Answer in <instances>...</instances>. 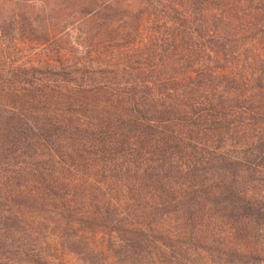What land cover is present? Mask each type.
<instances>
[{
  "label": "trees",
  "instance_id": "obj_1",
  "mask_svg": "<svg viewBox=\"0 0 264 264\" xmlns=\"http://www.w3.org/2000/svg\"><path fill=\"white\" fill-rule=\"evenodd\" d=\"M9 43L33 60L0 51V264L259 245L264 0H0Z\"/></svg>",
  "mask_w": 264,
  "mask_h": 264
},
{
  "label": "rangeland",
  "instance_id": "obj_2",
  "mask_svg": "<svg viewBox=\"0 0 264 264\" xmlns=\"http://www.w3.org/2000/svg\"><path fill=\"white\" fill-rule=\"evenodd\" d=\"M12 47V43L0 45V51L2 54H8L9 49ZM14 56L17 57L18 62H27L33 60V49L28 46H19L13 48ZM2 54V55H3ZM5 57V56H4ZM4 60V59H3ZM5 63H7L5 61ZM260 237L258 238L259 245L255 249L251 250V247L248 246L247 250L243 248H238L229 250L227 252H222L218 254V264H264V229L258 232ZM242 246V245H240Z\"/></svg>",
  "mask_w": 264,
  "mask_h": 264
}]
</instances>
